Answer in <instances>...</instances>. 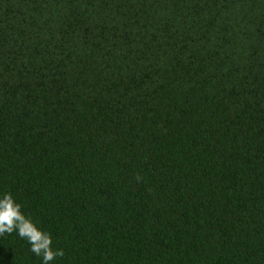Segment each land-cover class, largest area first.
<instances>
[{
    "label": "trees",
    "instance_id": "trees-1",
    "mask_svg": "<svg viewBox=\"0 0 264 264\" xmlns=\"http://www.w3.org/2000/svg\"><path fill=\"white\" fill-rule=\"evenodd\" d=\"M5 192L51 264H264V0H0Z\"/></svg>",
    "mask_w": 264,
    "mask_h": 264
},
{
    "label": "clouds",
    "instance_id": "clouds-1",
    "mask_svg": "<svg viewBox=\"0 0 264 264\" xmlns=\"http://www.w3.org/2000/svg\"><path fill=\"white\" fill-rule=\"evenodd\" d=\"M10 192L0 197V236L14 231L30 245V251L42 258V264H51L57 257H63L62 249H53L50 233L38 228L36 223L22 210Z\"/></svg>",
    "mask_w": 264,
    "mask_h": 264
}]
</instances>
